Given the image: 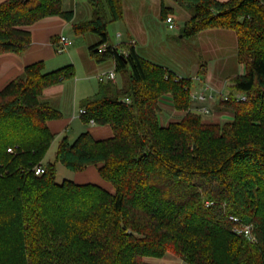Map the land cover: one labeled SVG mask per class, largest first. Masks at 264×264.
Returning <instances> with one entry per match:
<instances>
[{
  "label": "trees",
  "instance_id": "1",
  "mask_svg": "<svg viewBox=\"0 0 264 264\" xmlns=\"http://www.w3.org/2000/svg\"><path fill=\"white\" fill-rule=\"evenodd\" d=\"M186 2L195 11L183 36L236 34L245 72L218 103L230 120L192 111V78L132 43H109L107 24L122 18L123 0H89L92 14L81 20L64 0L0 1V54L24 53L32 43L25 26L59 15L77 35L101 36L90 54L111 60L118 76L81 101L82 120L110 125L113 135H66L45 164L57 136L48 121L62 112L42 95L74 77V65L47 71L43 60L30 63L0 90V264H165L151 259L168 253L185 264H264V0ZM167 98L183 114L164 123ZM58 161L75 171L96 165L113 191L58 182ZM37 165L45 171L36 174ZM231 216L251 224L256 240L237 233Z\"/></svg>",
  "mask_w": 264,
  "mask_h": 264
},
{
  "label": "rangeland",
  "instance_id": "2",
  "mask_svg": "<svg viewBox=\"0 0 264 264\" xmlns=\"http://www.w3.org/2000/svg\"><path fill=\"white\" fill-rule=\"evenodd\" d=\"M65 5L69 8H77L79 12L82 11L78 16L80 20L87 19L92 14L89 0H65ZM194 11V7L186 0H123L122 18L117 21L110 20L107 24L109 43L126 42L129 46L132 43L131 38L135 36L138 40L135 47L142 55L152 61L169 65L176 72L193 78L192 93L203 91L204 87L209 85L215 88V97L221 99L222 94L231 93L234 85L232 78L238 75L236 73H240V63L245 65V62L238 59L237 37L233 30L208 31L203 34L199 33L197 36H183L181 30ZM168 15L174 17L176 28H169L166 22ZM66 35L74 41V44L70 42L67 50L58 55L68 57L71 53L76 58V63L74 64V81L67 80L64 91H72L76 84L82 91L79 94L87 93L95 88L97 90L99 84L98 64L100 63L102 68L113 66L111 60L99 62L95 56L90 54L89 47L100 41L101 36L95 32L77 35L72 29L67 30ZM75 47L76 52L74 51ZM80 61L84 62L85 67L81 65ZM91 65L93 66L91 67ZM222 85L224 87L219 90ZM77 108L78 105H76ZM201 115L203 118H214L213 110L210 114ZM57 145L58 140L53 143L44 159L45 162L55 160ZM77 175L81 176L82 174H77L75 170L69 169L60 161L57 162L56 180L58 182L63 179L75 180ZM103 184L106 187L108 185V189L113 191V187L108 182L104 180ZM151 260L165 264H185L179 256L172 253H168L161 259Z\"/></svg>",
  "mask_w": 264,
  "mask_h": 264
},
{
  "label": "crops",
  "instance_id": "3",
  "mask_svg": "<svg viewBox=\"0 0 264 264\" xmlns=\"http://www.w3.org/2000/svg\"><path fill=\"white\" fill-rule=\"evenodd\" d=\"M64 7L69 9V6L65 5V0H64ZM74 10H75L74 20H77L78 16H80L79 14H81L82 11L79 12L77 8ZM25 28L29 29L32 33V43L30 47L22 54H17L15 52H6L0 54V90L3 89L11 80L21 75L24 72L25 67L30 63L43 60L45 63V70L47 71L56 69L66 64L72 63L74 65L76 63V58L71 53L68 55V57H61L58 54L62 52L57 51V47L59 45V36L61 34L66 35V31L69 29L73 30V26L71 22H69L68 20L64 19L59 15H51V16H46L35 23L25 26ZM224 30L225 29L206 30L201 32V34L208 31L225 32ZM131 39L135 40L134 45H136L137 44L136 41H138L137 38L134 36V38ZM71 42L72 44H74V41L71 40ZM74 51L76 52V47L74 48ZM80 62L81 65L85 67L84 62L83 61ZM163 65L168 66L170 69L175 71V69L171 68L169 65L166 64ZM92 66L93 65H91V67ZM240 66H241L240 73H236V74H242L245 72V65H243V63L242 64L240 63ZM96 69L97 66L95 67V70ZM111 69H114V65L108 68H102L101 64L99 63L98 72H97L98 81L101 80L100 77L102 73L108 72ZM85 72L88 75L86 69ZM176 73L179 76L189 77V75H185L178 72ZM73 78L74 77L67 78L56 85L46 88L42 95V98L44 97L43 98L44 100L50 101L56 108H58L62 112L61 117L51 119L48 121V126L50 130L53 133L57 134L53 143L58 140V144H59V141L66 135L68 136L70 141H73L81 132L87 130L90 131L92 136L96 139L111 137L113 135V130L110 125L107 124L99 125L91 122L87 124L82 120L80 116V109L82 108L81 101L87 97L94 95L97 92L98 88L97 90L95 88L94 90L91 89L87 93L85 92L79 94V92L82 91L78 88V84H76V87H73L72 91H64L66 90L65 84L67 80L68 81L72 80L73 82L74 81ZM117 80H118V76H117ZM224 85H222V87L219 90H221L224 87ZM211 88L213 89V91L215 90L214 87ZM68 90H70V88H68ZM215 99L216 100L211 101L210 103L204 102V105H208L211 108L210 111L211 113L213 110V115H214L213 119L204 118V120L212 121V122H222L232 119L233 113L230 111L220 110L218 108V102L220 101V99L218 97H216ZM52 101H56V102L54 103ZM214 104L217 105L213 106ZM76 105H78L77 109H76ZM199 105H201V103L193 99L191 105L192 111L195 112V107ZM162 106L164 109V113L162 115V121L163 122L165 121L164 123H167L171 120L179 119L180 116L183 114L182 111H178L173 107L172 102L170 101L169 98L164 100ZM56 151H55V158H56ZM43 162L46 163L45 160H43ZM76 173L82 174L81 176L77 175L75 179L76 182L79 183L95 182L106 187V185L103 184L104 179L100 176L98 172V167L96 165H89L83 170L76 171Z\"/></svg>",
  "mask_w": 264,
  "mask_h": 264
},
{
  "label": "built area",
  "instance_id": "4",
  "mask_svg": "<svg viewBox=\"0 0 264 264\" xmlns=\"http://www.w3.org/2000/svg\"><path fill=\"white\" fill-rule=\"evenodd\" d=\"M166 22L168 23V26L171 29H174L177 27L175 20H174V17L172 15H168L166 17ZM70 42H71V40L68 36L61 34L59 36V45L57 47V51L63 52L65 50H67V47L70 44ZM131 42H132V44H134L135 40L132 39ZM100 78L106 79V80H112V81L116 82L117 81V73L114 69H111L108 72L102 73ZM229 94H222L220 100L228 99ZM234 96L237 100H245L246 99V95L241 93V92H235ZM191 97H192V99H195L201 103V105L195 107V112H197L199 114H207V113L209 114L211 109L208 105H204V102H211V101L216 100L215 99L216 97L214 95V91L209 85H206L204 87L203 91L191 93ZM125 101L130 102V99L128 97H126ZM84 112H85V109L81 108L80 109V115ZM91 123H94V121L91 120ZM8 150L13 151L11 147H9ZM34 171L36 174H41L45 171V166L44 165H37L34 167ZM231 217L235 221L234 230L237 233L243 234L245 237H247L252 242L256 240V237L252 231L253 227L251 224L242 223L240 218H238L236 216H231Z\"/></svg>",
  "mask_w": 264,
  "mask_h": 264
}]
</instances>
